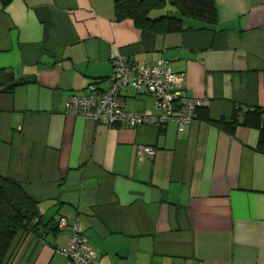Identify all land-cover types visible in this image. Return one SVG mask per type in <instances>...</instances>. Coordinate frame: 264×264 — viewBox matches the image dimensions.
<instances>
[{"label":"crops","instance_id":"0c3cea01","mask_svg":"<svg viewBox=\"0 0 264 264\" xmlns=\"http://www.w3.org/2000/svg\"><path fill=\"white\" fill-rule=\"evenodd\" d=\"M162 1L149 19L177 17L184 30H139L117 20L114 0H0V68L26 79L0 94V176L39 202L48 225L42 236L18 233L5 264H69L57 249L76 220L95 264H264L258 131L238 125L230 135L213 124L229 123L235 109L264 110V0H214L212 26ZM117 57L166 59L210 121L180 133L174 124L114 128L64 113L90 84L108 89ZM119 102L156 113L144 90L124 88ZM140 147L154 157L137 158Z\"/></svg>","mask_w":264,"mask_h":264},{"label":"built area","instance_id":"2783aa9c","mask_svg":"<svg viewBox=\"0 0 264 264\" xmlns=\"http://www.w3.org/2000/svg\"><path fill=\"white\" fill-rule=\"evenodd\" d=\"M112 66L110 85L106 91L99 92L94 84H90L86 94L73 95L68 99L64 113L114 128L134 129L142 125L162 128L174 124L180 133L197 119V110L203 107L202 101L184 95L185 77L173 73L166 59L154 64H137L117 57ZM124 88L144 90L152 98L156 113L126 111L119 102L120 91ZM136 155L139 159H151L155 150L140 147ZM58 226L60 229L68 227L65 217L59 218ZM70 232L67 244L57 252L65 256L69 264H95L96 254L77 220L71 225Z\"/></svg>","mask_w":264,"mask_h":264},{"label":"trees","instance_id":"16d2710c","mask_svg":"<svg viewBox=\"0 0 264 264\" xmlns=\"http://www.w3.org/2000/svg\"><path fill=\"white\" fill-rule=\"evenodd\" d=\"M9 1L4 0L3 4ZM114 1L117 20L131 19L139 30L176 33L186 28L183 20L177 17L149 19L150 11L164 9L165 3L162 0ZM170 3L183 19L196 21L203 26H212L217 22L214 0H170ZM14 82L16 81L13 72L0 68V94H11L15 87L9 86ZM197 119L210 121L203 107L197 110ZM213 124L230 135L234 134L238 125L256 129V151L264 154V110L248 109L240 112L235 109L229 123L217 121ZM47 227L40 216L39 202L34 200L20 183L0 176V264H5L18 233L29 231L42 236ZM52 229L50 228L51 231H56Z\"/></svg>","mask_w":264,"mask_h":264},{"label":"water","instance_id":"95a60500","mask_svg":"<svg viewBox=\"0 0 264 264\" xmlns=\"http://www.w3.org/2000/svg\"><path fill=\"white\" fill-rule=\"evenodd\" d=\"M23 82H26L25 78L19 79L18 81L14 82L12 85H10L9 87H15L18 84H21Z\"/></svg>","mask_w":264,"mask_h":264}]
</instances>
